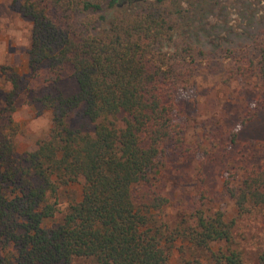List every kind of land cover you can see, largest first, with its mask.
I'll return each instance as SVG.
<instances>
[{
  "label": "trees",
  "instance_id": "16d2710c",
  "mask_svg": "<svg viewBox=\"0 0 264 264\" xmlns=\"http://www.w3.org/2000/svg\"><path fill=\"white\" fill-rule=\"evenodd\" d=\"M139 5L108 19L93 0H24L36 84L27 103L48 110L52 126L35 149L18 154L13 116L21 79L8 75L0 94V264H169L175 250L187 255L181 264H244L236 221L209 208L213 151L200 139L190 146V122L181 119L179 91L194 86L202 63L189 44L164 51L179 32L168 5ZM256 47L259 60L235 58L229 76L256 80L258 105L244 124L264 112V38ZM67 69L78 85L71 96L58 86ZM74 113L93 131L72 127ZM208 138L224 149L239 145L238 133L220 126ZM172 149L204 158L196 169L197 208L170 225L171 201L154 182ZM258 149L235 161L218 159L240 216L264 209V144Z\"/></svg>",
  "mask_w": 264,
  "mask_h": 264
},
{
  "label": "rangeland",
  "instance_id": "374dc122",
  "mask_svg": "<svg viewBox=\"0 0 264 264\" xmlns=\"http://www.w3.org/2000/svg\"><path fill=\"white\" fill-rule=\"evenodd\" d=\"M93 1L101 4V13L108 19L116 14L117 9L140 6L128 0H116L114 3L113 0ZM146 1L151 4L161 1L168 5L179 29L173 46H165L164 51L174 52L176 46L189 44L196 59L202 63L194 86L179 91L178 99L183 108L181 119L186 118L190 122L189 145L200 139L203 150L213 151L210 152V157L214 159L212 165L206 168L207 183L214 197V203L209 208L213 212L221 209L227 219L236 221L235 242L243 254L244 264H258V256L264 251V209L243 216L237 214L233 201L224 191L227 174L218 159L235 161L241 152L258 153V143L264 144V112L244 124L249 109L258 105L254 102L258 97L256 80L251 77L229 79L235 58L242 60L247 55L250 61L256 63L259 60L256 45L264 38V0ZM23 3L24 0H0V94L5 89L6 77L12 72L17 73L22 91L13 119L19 126L17 152L21 155L35 149L52 126V115L48 110L41 104L33 106L27 103L34 95L36 84L30 78L27 58L33 23L23 15ZM58 86L66 96L77 93L78 85L70 69L64 72ZM70 124L74 128L93 131V125L80 113L72 114ZM218 126L236 131L239 145L225 149L216 146L208 136L209 131ZM203 158L201 152L191 156L173 149L169 151L166 170L154 186L171 201L165 211L170 225L180 222L186 213L197 208L199 187L196 169ZM183 257L187 258V255L175 250L169 264H181Z\"/></svg>",
  "mask_w": 264,
  "mask_h": 264
},
{
  "label": "flooded vegetation",
  "instance_id": "af4514ba",
  "mask_svg": "<svg viewBox=\"0 0 264 264\" xmlns=\"http://www.w3.org/2000/svg\"><path fill=\"white\" fill-rule=\"evenodd\" d=\"M129 1V3H135V4H141V3H145L146 2V0H128Z\"/></svg>",
  "mask_w": 264,
  "mask_h": 264
}]
</instances>
